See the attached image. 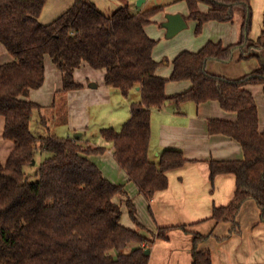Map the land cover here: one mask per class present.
<instances>
[{
    "label": "trees",
    "instance_id": "obj_1",
    "mask_svg": "<svg viewBox=\"0 0 264 264\" xmlns=\"http://www.w3.org/2000/svg\"><path fill=\"white\" fill-rule=\"evenodd\" d=\"M183 1L196 32L209 21L231 22L241 9V39L227 46L209 41L196 52H180L165 79L156 75L163 62L154 60L156 42L145 31L161 6L132 13L126 0L105 15L92 1L75 0L43 24L39 18L47 0H0V43L13 57L0 65V116L3 138L14 145L6 162L0 161V264H148L144 251L154 239H166L173 229L187 233L185 226L159 227L153 239L140 233L143 226L125 186L104 177L90 159L103 155L104 148L81 145L76 138L32 134L30 123L40 106L26 98L43 85L46 56L61 72V91L81 88L74 71L82 64L104 70L105 85L124 96L139 88L140 100L131 104L128 121L119 131L103 128L100 134L111 143L128 181L148 201L167 188L166 172L187 161L178 150H164L157 163L149 160L152 109L217 101L224 111L236 114L235 122L208 121L210 135L236 140L244 153L242 160L209 162L211 181L220 174H232L236 181L230 203L214 207L211 219L230 225L225 236L216 237L219 241L239 233L237 217L247 201L256 205L258 222L264 223V131L259 130L256 102L245 89L264 87V29L256 42L249 39L250 0ZM250 58H258L259 67L238 78L206 69L209 61ZM169 81H189L191 87L167 96ZM116 196L124 199L117 203ZM122 203L136 229L122 225ZM212 235L192 234V264H212L210 250L200 246ZM131 243L135 246L127 250Z\"/></svg>",
    "mask_w": 264,
    "mask_h": 264
},
{
    "label": "crops",
    "instance_id": "obj_2",
    "mask_svg": "<svg viewBox=\"0 0 264 264\" xmlns=\"http://www.w3.org/2000/svg\"><path fill=\"white\" fill-rule=\"evenodd\" d=\"M74 1H54L52 9L48 12L42 11L39 19H42L43 24L49 23L46 20L48 18L47 15L55 12L54 17L56 18ZM90 1L105 15H111L118 6L123 4L118 1L117 7L112 12L107 13L102 9L98 0ZM250 3L252 7V25L249 39L256 42L264 29V0H250ZM200 8L202 11L207 10L204 5H201ZM58 9L60 11L56 13ZM173 14H180L187 23V8L182 12H173ZM240 19L241 16L237 20L233 18L231 22L226 23L217 21L205 23L204 25L212 28L211 38L199 45L200 47L197 50L191 52L198 51L209 41L220 42L223 46L237 43L241 32ZM164 22H166V17ZM145 31L148 34L147 26ZM152 55L154 60L157 61L154 54ZM12 60L13 57L0 43V65ZM220 63L209 61L206 64V69L211 73L227 78H238L237 73L230 71V63ZM88 67L91 68L87 64H82L81 67L74 71V79L81 85V88L67 91L69 100L73 105L76 104L75 107L71 105L72 108H76V114H82L89 106L110 99L111 90H109V87L105 86L106 88L101 94H96L95 90L99 89L100 85L94 84L95 87H89L80 83L77 79V72ZM171 71L172 65L166 68L158 66L156 75L167 79ZM103 76H105V71ZM190 87L189 81H169L166 83L165 93L167 96H174L188 90ZM263 88V85L259 84L245 86V89L252 94L256 102L259 130L261 132L264 131ZM134 89L139 95L138 100H140L139 88L136 87ZM61 90V72L52 60L46 56L44 59L43 85L38 89L30 90L26 99L39 106L46 103L48 105L56 92ZM138 100L133 102H138ZM212 119L235 122L237 116L234 113L224 111L217 101H207L199 105L187 102L182 104L179 109H171L167 105L161 109H152L149 160L157 163L160 154L164 150H178L182 152L187 161L181 167L166 172L167 188L156 192L149 201L138 192L132 182L128 181L125 171L115 161L112 151L108 152L111 158H101L102 160L100 159L99 163L97 160L95 161V155L90 156V159L100 168L104 177L111 180V182L115 180V182H120L119 184L125 186L136 207L138 221L143 226V229L140 230L143 236L153 239L152 234H156L159 227H186L187 233L181 229H173L167 234L166 239H154L149 248L148 264H192V234L198 233L205 236L211 232L213 235L203 241L200 246L210 250L212 264H264V223L258 222L259 210L252 201L245 202L240 209L237 217L239 233H234L222 241L216 238L225 236L230 225L228 223H216L215 220L211 219L212 210L214 207H224L230 203L234 196L236 181L235 176L232 174H220L211 181L209 162L211 160H242L244 153L241 145L236 140L224 135H210L208 133V121ZM41 122L44 124V119ZM3 128L4 118L0 116V161L5 163L14 145L11 141L3 138ZM77 131L81 133L75 136L69 135ZM85 132L86 125L84 122L77 123L73 120L67 128V134L69 133L67 137L79 138L78 141L81 143L89 144ZM123 199L121 197L117 202L114 198V201L120 203ZM123 205L124 203H122V208ZM124 208L127 209L125 205ZM123 216L124 212L122 209L121 219ZM121 223L127 228L136 229L129 215L124 221L122 219Z\"/></svg>",
    "mask_w": 264,
    "mask_h": 264
},
{
    "label": "rangeland",
    "instance_id": "obj_3",
    "mask_svg": "<svg viewBox=\"0 0 264 264\" xmlns=\"http://www.w3.org/2000/svg\"><path fill=\"white\" fill-rule=\"evenodd\" d=\"M54 1L59 2V0H48L44 6L43 12H48L50 9H52ZM98 1L102 9H104L105 12L110 13L117 7L118 1L125 3L126 0ZM143 1L144 3L142 4V6H139L137 4L138 0H128L130 11L132 13H137L141 9L147 10L155 7H162V9L153 16L151 24L147 26L148 37H150L156 42L153 54L157 62H163L159 65V67H171L173 57H175L182 51H195L200 47L199 45L205 43V41L211 38L210 35L212 28L203 25L202 29L199 32H196V23L190 19H187V27L184 30L180 31L177 35L171 38L167 37L166 29L163 27L165 17L169 14H173V12H182L186 10L187 7L185 2H183V0ZM60 9H58L56 13H59ZM54 15L55 12L50 15H47L48 18L46 20L51 22L53 19H55ZM234 15L235 20H237L238 17L241 16V19L239 21V25L241 26L243 20L242 10L236 9ZM39 20L40 22H42V19ZM240 39L241 32L239 36V40ZM238 54L239 52L236 53V55ZM258 67V58H250L241 61L234 59L230 63V71H232L233 73H237L238 77H241L257 69ZM103 72L104 70L102 69L97 70L89 67L87 69H80L77 72V79L80 81V83L89 87L92 84L100 85V88L95 91L96 94H101L102 91L106 88V85L104 83ZM109 90L111 91L110 99L108 101H101L98 104L91 105L82 114H76V108H74L76 104L73 105V103L69 100V98L67 97V92H56L54 98H52V101L48 105L47 103L40 105V111L36 110L34 112L33 119L30 125V130L32 134L38 138L49 136L67 137V135L69 134H67V128L69 127L71 121L74 120L77 123L84 122V124L86 125L85 136L86 139L89 141V144H84L80 141L79 143L84 146L89 145L91 147H101L105 149V152L102 156H94L95 161L97 160L98 163L102 160L101 158H109L111 155L108 154V152L112 151V145L110 142L102 138L100 130L103 128H113L114 130L119 131L123 123L129 118L130 106L132 102L137 101L139 98V95L135 91V89L130 90L127 96L122 95L121 92L117 89L109 87ZM71 105L74 107L72 108ZM167 106H170L171 109H177L174 104H169ZM42 119H44L45 121L44 124H42L41 122ZM80 133V131H77L69 135L75 136L76 134ZM40 157L42 158L43 156H38L39 159ZM33 171V168L26 169V172L28 174L33 173ZM113 182L114 184L120 183L115 182V180H113ZM120 198V196H116L115 201L119 200ZM122 209L124 212V216L122 217V219L124 221L128 218V211L124 208V205ZM133 246H135V244L131 243L128 246L127 250H130Z\"/></svg>",
    "mask_w": 264,
    "mask_h": 264
},
{
    "label": "water",
    "instance_id": "obj_4",
    "mask_svg": "<svg viewBox=\"0 0 264 264\" xmlns=\"http://www.w3.org/2000/svg\"><path fill=\"white\" fill-rule=\"evenodd\" d=\"M142 3L143 0H138L137 2L139 6ZM163 27L166 29V36L171 38L178 34L180 31L184 30L187 27V23L180 14H169L166 16V22H164ZM91 86L95 87L94 84L90 85V87ZM144 253L146 255H149L150 250L146 249Z\"/></svg>",
    "mask_w": 264,
    "mask_h": 264
}]
</instances>
